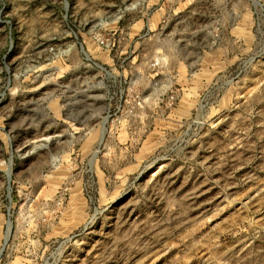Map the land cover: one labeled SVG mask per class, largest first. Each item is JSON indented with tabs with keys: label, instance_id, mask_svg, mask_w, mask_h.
<instances>
[{
	"label": "rangeland",
	"instance_id": "rangeland-1",
	"mask_svg": "<svg viewBox=\"0 0 264 264\" xmlns=\"http://www.w3.org/2000/svg\"><path fill=\"white\" fill-rule=\"evenodd\" d=\"M0 264H264V0H0Z\"/></svg>",
	"mask_w": 264,
	"mask_h": 264
},
{
	"label": "built area",
	"instance_id": "built-area-1",
	"mask_svg": "<svg viewBox=\"0 0 264 264\" xmlns=\"http://www.w3.org/2000/svg\"><path fill=\"white\" fill-rule=\"evenodd\" d=\"M94 40L101 47L108 48V46H109V41L107 40V38H105L104 36H102L100 34L94 36ZM123 91H124V88H121V89L118 90L119 97L122 96ZM106 98H107V100H106L107 101V104H110L111 103V100L113 98V94L111 92V89H108ZM135 104H140L139 98H137V100H135Z\"/></svg>",
	"mask_w": 264,
	"mask_h": 264
},
{
	"label": "crops",
	"instance_id": "crops-1",
	"mask_svg": "<svg viewBox=\"0 0 264 264\" xmlns=\"http://www.w3.org/2000/svg\"><path fill=\"white\" fill-rule=\"evenodd\" d=\"M232 29H234L236 31V28H234L233 26L231 27V30ZM232 35H233V32H231V43H230V50H229L230 51L231 60H233V57L237 58V54L233 55V52L236 53V48H235V45H233L234 44L233 43L234 39H233ZM226 53L228 54L229 52L226 51Z\"/></svg>",
	"mask_w": 264,
	"mask_h": 264
}]
</instances>
